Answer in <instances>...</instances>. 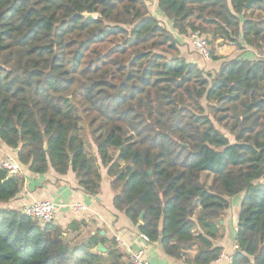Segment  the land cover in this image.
Returning <instances> with one entry per match:
<instances>
[{
    "label": "trees",
    "instance_id": "1",
    "mask_svg": "<svg viewBox=\"0 0 264 264\" xmlns=\"http://www.w3.org/2000/svg\"><path fill=\"white\" fill-rule=\"evenodd\" d=\"M250 1L158 0L180 35L256 53L214 72L180 57L145 0H0V140L92 196L108 169L115 209L185 264L215 263L219 220L244 194L233 264H264V0ZM23 182L0 166V205ZM66 233L0 208V264H131L115 239Z\"/></svg>",
    "mask_w": 264,
    "mask_h": 264
},
{
    "label": "crops",
    "instance_id": "2",
    "mask_svg": "<svg viewBox=\"0 0 264 264\" xmlns=\"http://www.w3.org/2000/svg\"><path fill=\"white\" fill-rule=\"evenodd\" d=\"M145 2L151 15L159 20L179 41L180 57L198 64L203 70L217 72L221 65L228 60L236 58L253 59L256 55L255 51L241 42L242 38L239 39V42L242 43V48L245 49L236 50L234 43H228L230 48L227 46L225 47L226 50H219L218 53L221 57L218 61L211 59L208 61L201 58L198 54H192L191 52L195 51L192 42V46H190L186 39L187 37L180 35L174 29L173 21L167 18L160 10L158 0H145ZM86 145L88 153L95 156L97 152L94 140L89 138L86 141ZM10 155L16 157V152L0 140V166ZM101 173L103 179L101 190L98 195L92 196L79 186L76 174L72 171H69L66 175H59L55 169L50 167L46 172L36 174L25 168L21 191L10 203L1 204L0 208L15 209L22 212L26 206L36 201H53L59 206L56 224L67 232L66 235L73 242L74 240L86 241L96 234H100L106 239L107 244L110 245L114 241L115 236L120 235L133 250L141 247L145 248V255L150 264H185L184 261L168 257L159 243L146 245L138 241V235L140 234L138 227L132 223L124 212L117 211L114 207L113 202L116 193L112 189V179L108 176V169L103 168ZM211 180L209 179L207 183L211 184ZM243 200L244 194L229 199L230 207L219 220L220 234L213 241L214 248H221L222 252L234 254ZM74 203L87 206L88 211H73L69 206ZM75 221L83 224V226H80L78 231L72 232L69 227ZM121 251L126 255L124 260L128 263L130 261L129 255L124 250ZM195 254V252H192L190 256L193 257ZM214 264H226V262L222 261Z\"/></svg>",
    "mask_w": 264,
    "mask_h": 264
},
{
    "label": "built area",
    "instance_id": "3",
    "mask_svg": "<svg viewBox=\"0 0 264 264\" xmlns=\"http://www.w3.org/2000/svg\"><path fill=\"white\" fill-rule=\"evenodd\" d=\"M191 42L194 46L197 54L205 59H211V51L209 47L208 39L200 35L198 33L191 34ZM2 169H4L11 178L21 179L25 176V168L18 161V159L12 155L8 156L1 164ZM70 209L75 212H86L88 211V207L84 206L80 203L71 204ZM59 206L53 201H36L31 205L26 206L22 213L32 218L33 220L38 221L41 226H47L50 224H54L57 221ZM115 241L119 249L124 250L130 257L131 264H150L145 255V248L141 247L133 250L131 246L123 239L122 236H115ZM138 241L143 244L149 245L151 244L150 239L144 235H138ZM239 250V246L236 245L234 249V253ZM234 254H228L226 252H222L220 257L215 261V263H220L225 261L226 264H233Z\"/></svg>",
    "mask_w": 264,
    "mask_h": 264
},
{
    "label": "rangeland",
    "instance_id": "4",
    "mask_svg": "<svg viewBox=\"0 0 264 264\" xmlns=\"http://www.w3.org/2000/svg\"><path fill=\"white\" fill-rule=\"evenodd\" d=\"M185 37H187L186 39H187V41H188V43L190 44V46H192V44H191V34H189V35H184ZM203 36H205V35H203ZM206 37V36H205ZM207 38V37H206ZM208 39V42H209V47H210V51H211V54H212V58L214 57V56H217V57H221V55L218 53L219 52V50L220 49H222V50H226V48L225 47H227L228 46V48H230V46L228 45V43L227 42H222V41H216V42H212L211 43V38L209 39V38H207ZM236 50H239V51H241L242 49H240V47H237L236 46ZM192 54H197V52H195L194 50H193V52H191ZM211 60H213V59H211ZM209 61V60H208ZM206 71V70H205Z\"/></svg>",
    "mask_w": 264,
    "mask_h": 264
},
{
    "label": "water",
    "instance_id": "5",
    "mask_svg": "<svg viewBox=\"0 0 264 264\" xmlns=\"http://www.w3.org/2000/svg\"><path fill=\"white\" fill-rule=\"evenodd\" d=\"M253 1H255V0H251L249 2V4L247 5V7H249L252 4ZM87 18L88 19H92L93 18V15H87ZM142 219H143V216H141L140 220L142 221ZM97 250L99 252H102V253H105L107 251L102 245H99L98 248H97Z\"/></svg>",
    "mask_w": 264,
    "mask_h": 264
}]
</instances>
